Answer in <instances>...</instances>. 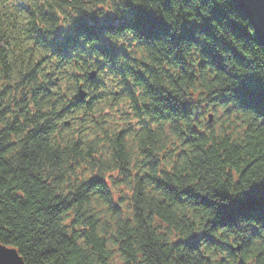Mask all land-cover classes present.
I'll list each match as a JSON object with an SVG mask.
<instances>
[{"label":"trees","instance_id":"obj_1","mask_svg":"<svg viewBox=\"0 0 264 264\" xmlns=\"http://www.w3.org/2000/svg\"><path fill=\"white\" fill-rule=\"evenodd\" d=\"M108 3L28 0L20 23L0 9V241L25 264H264V47L250 22L233 0H152L156 15L134 18L141 40L116 49L84 15ZM68 10L80 13L70 32ZM105 68L121 78L112 107L137 113L120 123L144 125L113 129L111 150L88 143L101 125L86 119H109L107 97L88 91ZM68 78L88 100L78 88L68 105L56 98Z\"/></svg>","mask_w":264,"mask_h":264},{"label":"clouds","instance_id":"obj_2","mask_svg":"<svg viewBox=\"0 0 264 264\" xmlns=\"http://www.w3.org/2000/svg\"><path fill=\"white\" fill-rule=\"evenodd\" d=\"M90 3V0H82V4H88ZM218 4L225 3V0H217ZM152 0H109V3L106 7H100L98 8L96 5H92L91 8L87 9L84 13L85 16H88L91 18L93 22L97 24V26L100 28V37L107 41L113 48L120 49V48H127V46L131 45L132 48H135L134 41L141 40L143 33L138 29L136 24L134 23V18L136 15V11L138 9L143 10L146 13H150L153 15H156V9L151 7ZM46 7L48 5H45ZM12 4L8 3L4 5L5 9L11 8ZM80 13L74 12L72 10H68L65 12V16L61 19L60 26H62L65 31H71L74 27V24L76 22V18L79 17ZM72 17L70 19L69 17ZM253 28L256 32V38H257V24H253ZM251 31V29H250ZM48 38L51 40L54 38L55 33H47ZM78 39L85 40V35L81 34ZM258 39V38H257ZM96 43H99V41H96ZM93 60L103 62V58L100 56L93 57ZM56 60H51L50 64L43 65V69H46L47 71L56 73ZM90 64H92V61H89ZM81 67H83V64H81ZM75 69H65L67 72L74 71ZM120 77L111 74L108 72L107 68L104 69L102 73V81L103 86L98 89H89V95H95L96 92H99L107 97L106 99V107L107 111L102 112L101 116L107 115L109 117L108 120H101L99 117H97L93 113H88L86 116V119H95L97 124L101 125V127H96L95 125L89 126V141L88 143L91 144L95 142L97 139L105 140V147L111 150L115 146V139H114V133L113 129H119V128H127L129 126V123H131L132 127H134L137 131V134L140 133L141 129L144 127L142 123H137L136 120L132 121H125L124 123H120V121L125 120L126 116H136L137 113L134 109V106L131 102H126L123 104H118L116 107H112L113 104H115V100H113V94L120 91L122 88V84H120ZM40 84H46L47 83V77L44 75V72H41V79L38 81ZM78 87H84V85L80 84L76 80H72L70 78L66 79L65 83L61 84L56 90H55V96L56 98L62 99L64 105H68L71 103L74 92L69 94L68 89H76ZM144 88L143 86H134L133 87V94L137 97V103L143 107V104H151V100L147 98L144 94ZM49 103H54V101H49ZM39 110V105H36L34 107L28 108L29 113H34ZM87 112V110H86ZM83 115V114H82ZM138 119L140 121H149L150 120L147 115H145L143 112L139 113ZM86 125L81 124L79 127L83 129ZM159 127V122H158ZM155 131V129H153ZM149 157L147 156H141L140 154H137V162L139 163L141 160H147ZM122 163V162H121ZM103 166V164H102ZM113 176L112 181H115L117 178V175L119 173L117 172L116 168L112 169ZM55 174V173H53ZM156 174H159L158 172ZM100 179H104V174L101 173L99 176ZM52 195H55L57 191L60 192L61 195H67V192L64 191V189L58 185L52 186ZM119 191V190H117ZM200 195H210L208 192H201L198 193ZM241 196H244L245 193H241ZM243 227V225H241ZM0 248L4 249L2 246ZM7 251V249H4ZM217 264H219V260L217 261Z\"/></svg>","mask_w":264,"mask_h":264},{"label":"water","instance_id":"obj_3","mask_svg":"<svg viewBox=\"0 0 264 264\" xmlns=\"http://www.w3.org/2000/svg\"><path fill=\"white\" fill-rule=\"evenodd\" d=\"M240 9L245 18L248 19L252 28L257 24V38L264 47V0H233ZM254 32L255 29L253 28ZM256 36V32H255ZM209 121H212V114L208 115ZM0 264H25L22 256L15 247L8 246L0 241ZM238 248V247H237Z\"/></svg>","mask_w":264,"mask_h":264},{"label":"rangeland","instance_id":"obj_4","mask_svg":"<svg viewBox=\"0 0 264 264\" xmlns=\"http://www.w3.org/2000/svg\"><path fill=\"white\" fill-rule=\"evenodd\" d=\"M206 107H207V105H205V108H206ZM209 112L213 113V112L211 111V108L208 109L207 113L205 112V113H206V115H205L206 118H207V115H208Z\"/></svg>","mask_w":264,"mask_h":264}]
</instances>
